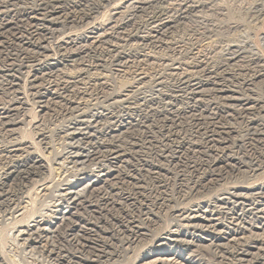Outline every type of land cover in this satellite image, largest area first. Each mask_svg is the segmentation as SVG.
<instances>
[{"label":"bare ground","instance_id":"1","mask_svg":"<svg viewBox=\"0 0 264 264\" xmlns=\"http://www.w3.org/2000/svg\"><path fill=\"white\" fill-rule=\"evenodd\" d=\"M65 1L35 0L33 5L25 6V3L21 7L17 5L19 0H0V52L12 50L15 44L12 41H15L17 47L13 51L19 54L15 55L16 62L5 64L0 71V92L10 97L2 104L5 98L1 96L3 99L0 101V134L6 140L0 145V264H139L155 254H161V257L144 264H179V260L191 264H255L258 256H264V186L246 191L249 197L255 198L253 203H248V195L241 189L232 187L227 193L218 196L215 193L214 198L204 196L196 202L185 203L183 208H167V196L156 190L157 198L153 201L144 195V191L149 186L166 189L169 182L166 183V176L172 172L169 165L179 171L188 169L196 176H191L194 178L191 186L180 196L185 201L193 195H201L200 191L207 190L214 177L234 167L231 155L228 156V148H231L227 145L236 129L233 125L217 122V119L219 114H226L228 119L232 116L243 118L246 127L256 124L252 116L261 113L258 96L261 91L264 93V58L256 53L259 48L244 37L242 41H227L221 45L218 51L222 56L221 63L211 65L208 59L194 61L197 72L181 73L177 67L169 69L173 71L171 77L178 94L174 93L175 96L169 98L167 117L164 116L157 125L159 127L156 126L166 135L154 140L144 136L146 124L140 119V111L132 112L131 107L124 106L129 102V96L131 98L128 95L130 91L117 99L121 104L117 105L121 108L119 115L108 112L111 104L106 110L89 112L75 98L83 93V88L91 85L88 82L90 78L87 79L89 72L106 66L123 71L131 59L136 58L135 50L146 51L140 52L141 59L149 56L150 49L162 46L185 20L198 17L204 4L193 0H180L175 5L167 3L169 0H123L122 3L121 0H99V3L92 0ZM104 8H108L105 13L107 23L91 24ZM25 32L28 38L23 37ZM115 32L124 37L127 49L124 43L121 47L112 44L108 48L101 47L104 37ZM53 40L55 43L51 44ZM258 40L263 46L264 32ZM71 45L77 48L68 49ZM246 54L250 56L248 62L252 67L248 70L252 73L247 78H240L233 68H238L237 72L241 69L240 64ZM70 63L80 65L81 69L69 76L64 73L62 77L56 75ZM161 76L154 77V84L159 88L163 85ZM92 77L90 81L99 83V89L103 91V79ZM135 77L136 82H132L136 87L142 80L146 81L141 72ZM78 85L86 86L80 88ZM95 85L92 87L96 89ZM23 92L25 96L29 94L31 101L24 103L18 97L19 94L24 95ZM158 95L159 100L165 96L162 92ZM147 97L137 101L154 103L156 100L154 96ZM205 97L211 101L205 103ZM53 99H60L62 103L64 99L66 107L61 116L67 126L59 130L63 150L54 154L56 157L52 163L58 173L54 180H49L46 175L52 173V166L46 163L44 154L39 155L40 152L33 149L36 144L45 145L49 136L38 130L39 125L36 124L33 126L36 130L34 135L29 133L32 135L30 143L22 137L18 139L19 134L25 131L21 133V129L15 127L26 123L30 111L34 110L31 113L34 114L37 108L42 111L50 104L54 106L57 101ZM183 99L187 101L181 109L183 111L174 110V102ZM203 104L214 112L213 117L206 118L208 121L200 118L201 114H196ZM183 113L188 114V126L194 130L191 131V135L195 134L192 139L180 138L179 131L171 130L179 127ZM133 115L138 118L137 122H127V119L134 121ZM134 128L143 130L138 133L132 130ZM197 134L200 141H195ZM144 145H155L150 161L138 157ZM201 149L213 155L210 161L197 158L203 152ZM130 161L140 162L138 168L136 164H133L135 168L128 166ZM161 161L167 166H163ZM182 176L179 175L183 179ZM183 184L178 186L180 191ZM36 203L43 204L44 208H33ZM152 208L169 214L175 223L155 220L160 213L153 212ZM102 215H107V220ZM219 216H224L229 226L219 222ZM247 216H250L248 221ZM221 227L230 229L222 231L218 229ZM204 253L213 254L214 261L203 258ZM165 255L167 257L163 258Z\"/></svg>","mask_w":264,"mask_h":264},{"label":"rangeland","instance_id":"2","mask_svg":"<svg viewBox=\"0 0 264 264\" xmlns=\"http://www.w3.org/2000/svg\"><path fill=\"white\" fill-rule=\"evenodd\" d=\"M34 1L33 0H24V1L23 0H19V2L21 4L22 3L23 4L21 5L20 3H18L17 5L23 7L25 5V3H26L25 6H31V5H33ZM36 1L38 2V0H36ZM96 1L98 2L99 0H95V1L92 0L93 3L94 2L97 3ZM122 1L123 0H121V3H122ZM175 1L176 0H169L167 3L175 5L180 0H177L176 2ZM193 1L201 2L202 4H204L203 8H201L200 13H199V15L201 14L200 15L201 17L198 15V17H196V18L192 17L191 18L192 20L190 18L185 20L183 22L184 24L183 23L180 24V26L177 27V30L175 28L173 33L170 34L171 36L169 35L168 38H166L167 40L165 41V43L162 46L150 49L152 51V52L149 51L151 54L148 53L149 56L142 57L144 60L141 59L140 52H144L145 50L144 51H138V50L133 51L136 54L135 57L137 59L136 58L131 59L132 62L130 61L128 67L125 68L126 70L122 69L123 71H120V69L118 70V69H116L114 67L106 66L102 70H99V71L98 70H96V71L93 70V71L89 72V74H87V77L89 76L87 79L90 78V79L93 80L92 76L97 77V78H102L103 80L101 82L105 84V89L103 91H101L99 89V83H96L95 81H92V80L90 81V79H89L88 82L89 83L91 82V85H87V86L86 85H78V86H80V88H83L82 86H86V88H83V90L85 91L87 89L86 90L87 92L83 91L82 94L76 96L77 98H75V100L76 101H81L82 104L85 106V110L88 109L89 112H91V111L94 112V111H99V110L100 111L101 110H106L108 104H111L112 107L109 108L110 110H108V112H114L115 115H119L121 113V108H118L117 105H121V104L118 103V100H119L118 98H120L121 95H125L126 93H128L130 91L128 95H131L132 100H131V98L129 96V100H128L129 102H126V103H124L125 105L124 104H122V105L131 107L132 108L131 109L132 112L140 111V112H138L140 114V116H141L140 119H142V121H144V125L146 124L145 126H146V129H147V130L144 129L145 131H147V133L144 136L145 137L150 136L154 140H156V139L158 140V139L161 138L162 135L163 136L166 135V132L159 131V129L157 128L159 126H157V125L163 119L164 116L167 117L166 111L170 108L169 104H170L171 97H174L175 95L178 94V93H176L177 86L175 85V82L172 79L173 76L171 75L173 73V71H171L169 69H174V68L176 69V67H177L178 72H181V73L186 72V71H188V72L189 71L190 72H194V71L197 72V69L193 66L195 64L194 61L207 60L208 59V62L210 61L211 65H212V63L213 64L221 63L222 62V56L219 54L220 52H218L219 49L224 44H226V43H228L230 41H232V42H236V41H239V40L242 41V40L245 39L244 37H246L257 49L259 48V52H256V53L261 55L264 58V50H263L264 49V45L261 46L262 42L258 40V39H260L262 32H264L263 31L264 30V0H193ZM107 11H108V8H104V10L100 9L101 13L98 14L97 19L95 21H93L91 24L99 26V24L107 23L106 22ZM142 22L143 21L141 20L140 23H142ZM90 25H88V26H90ZM245 25H247V26H245ZM229 27H231V28H229ZM27 32L23 33V37H25V36L27 37L28 36L30 31L28 32V34H26ZM124 32H126V31L124 30ZM208 33L210 34V36H209ZM24 34H26V35H24ZM80 34H81V32H80ZM39 37H41V36H39ZM116 37H117L118 41L116 40ZM170 37H171L172 40H170ZM10 38H12V37L10 36ZM118 38H120V39H118ZM198 38H199V40H198ZM242 38H244V39H242ZM121 39H123V40H121ZM195 39L198 40V41H196ZM202 39H205V40H202ZM115 42H117L118 45H115ZM259 42H261V43H259ZM12 43L15 45V47H14V45H12V50L9 49L8 51L6 50L5 52H2V51L0 52V71H1V69H3L5 64L7 65L9 63H13V62H16L18 60V59L16 60V56L15 55L16 54L19 55V54L17 52L13 51L17 47L16 46V42L12 41ZM53 43H55L54 40L52 41L51 44H53ZM120 43H122V44H120ZM123 43H124V45H123ZM207 43H208V45L205 46V44H207ZM102 44L103 45L105 44L104 46L101 45L102 48H104V47L108 48V47H110L112 45L113 46H119L120 45V47H121V45H123L124 48H126V49L128 48V46H127L128 43H125L124 37L122 35H120L119 33H117V32H115V34H113L112 36L110 35L109 37L108 36L104 37V39L102 40ZM108 44H109V46H108ZM259 45L261 47H259ZM72 46L73 45H71V47L69 46L68 49L69 48L70 49L77 48V47H74V46L72 47ZM191 46H193V47H191ZM181 47H183V48H181ZM163 48H166V49H163ZM157 49L159 51H157ZM187 50H189L190 52L187 51ZM145 53H146V51H145ZM50 54H52V53H50ZM244 57L246 59L244 58L242 60L243 64L242 63L240 64L241 69H239V71H238L239 73L237 72L238 68H237V70H236V68H233V70L235 69L233 72L235 74H238V77H240V78H247L252 73L250 71L252 65L248 62V61H250L249 60L250 56L248 54H246ZM8 59H11V60L8 61ZM137 62H138V64L136 65ZM166 62H167V66H166ZM183 62H184V64H183ZM192 62H193V64H192ZM132 63H134V64L132 65ZM79 67H81V66L77 65V64H71L70 63L67 66H65V68L61 69L62 73L59 71L60 73H57L56 75H60L59 77H62L63 73H64V75L69 76L70 74H73L75 71L80 70L81 68H79ZM246 69H247V71H246ZM248 69H250V70H248ZM165 70H166V72H165ZM135 72L136 73H138V72L140 73L141 72V73L144 74V76H146L144 78V81L145 80L146 81L143 82V80H142L141 83L139 85H137V87L140 86V88H137L136 84L133 83V82H136V79H135L136 78L135 77L136 73ZM231 72H232V70H231ZM90 73L91 74L93 73L95 75H91ZM100 73H101L102 77H101ZM246 73H247V75H246ZM231 74H233V73H231ZM90 75H91V77H90ZM158 76L159 77L161 76L162 79H163V80L161 79L163 81V85L160 86L161 88H159L158 86H156L154 84V77L156 78ZM150 78H151L152 81L150 80ZM1 79H2V75H0V81H1ZM84 81H85V83L87 82L86 78L84 79ZM94 83L97 84V85H95ZM93 85H95L96 89L99 90V91H97L98 94L96 92L95 87H92ZM173 85H175V86H173ZM91 88H94L95 91H93L94 89L92 90ZM257 88H258V86H257ZM158 89L160 90L159 92H158ZM136 91L137 92L139 91V92L137 93ZM153 91L157 92V93H154ZM160 92H162V94H164L165 96H161L160 98H162V99L159 100L158 99V97H159L158 94ZM174 93H175V95H174ZM0 94H2V93L0 92ZM22 94H24V95L19 94L18 97L20 96V98L22 99V101L24 103H25L26 100L31 101V98H30L29 94H28V96H27V94L25 96L24 92ZM4 95L3 94L0 95V97L3 96V98H5V99H3L1 97L0 101L3 99L2 100V104H3V102L6 103L5 101L8 102L9 99H10L9 96H6V95L4 96ZM166 95H168V96H166ZM144 96H145V98L147 96H149V97L150 96H152V97L154 96V97H156V100L154 101V103L152 102L153 104L151 102H149V101H148V103H147V101L144 102V103H142V101H137V100H139L140 98H142ZM27 97H29V98L27 99ZM149 97H147V99ZM165 97H167V98L163 99ZM207 97L204 98V101L206 100L205 103L207 102V100L211 101V99H208ZM79 99H81V100H79ZM258 99L260 101L259 106L261 107V110H260L261 113L259 115L252 116L254 121H257L255 125H251L250 127H246L245 121H244L243 118L239 119V118H235V117L232 116L231 118L228 119V118L225 117L226 114L224 116H223V114H221V115L219 114L218 119L221 122L217 119V122L233 125V127H235V129H236V133L234 135H232L231 138H230L231 142L229 141V143H228L229 145H227V147L231 148L230 150L228 148V156L231 155L232 157L230 156V158L233 159V166L234 167L232 169H227V171H225L223 174H220L222 176L219 175L217 177H214L213 180L211 181L212 183L210 182V185H207V190L200 191L201 195H199V194L198 195H193L192 196L193 199L189 198V199H191V201L189 199L188 200L185 199V201H183L184 199L181 198L180 196H182V195H184V193H186V191H187L186 188L190 187L191 184H192V180H194V178H192V177L196 176V175L192 174L191 171L188 170V169L179 171L180 169L175 170V169L172 168V166L169 165V171L171 169L172 172H169L170 176L169 175L166 176V178H167L166 179L167 180L166 183L169 181L166 189H161V188L156 189V188H153V187L149 186V187H147V190H148V188H149V190L148 191L145 190L144 191L145 192L144 195L145 196L148 195L149 199L154 201V199L157 198V194H154V191L157 190L156 191L157 193L160 192L159 194L167 196V199H169V201L167 203L168 204L167 208H183L185 203H190V202H193V201L196 202L199 199L203 198L204 196H205L204 198H209V199L210 198H214V197H216V196H218V195H220L222 193H227L228 189H231L232 187L241 189L242 190L241 192H243L244 194L246 193V195H248V192H249L248 190L249 189H251L253 187H258V186H261V185L264 186V93L262 91H261L260 95L258 96ZM53 100L59 102V103L56 102V104L54 105L55 107L53 105L51 106V104H50V105H48L50 108L47 107L45 110L41 111L39 108L35 109L34 114H31L34 110L32 112L30 111V116H29V118L26 119V123L23 126L17 125V127H15V128H20L21 129V133L23 131H25V132H23V134H21V135L19 134V136H18L19 138L18 139H21V137H22L23 139H26L27 142L28 141L30 142L32 140V135H34L33 133H35V131H36L34 129V127H35L34 125H36V124L39 125V129L38 130L44 131L46 136L47 137L49 136L48 137L49 139L47 138V140L45 141V143H46L45 145L44 144L37 145L36 142L33 141L36 144L35 146H33V149L36 148L35 149L36 151L35 150H33V151H35V152L39 151L40 152V153L38 152L39 155L42 154V156L44 154V157L47 160V162H46V160H45V162L47 164L49 163V165L52 166V169H53L52 173L50 174V172H49L50 175L49 174L46 175V178L48 177L49 180H50V178L54 180L56 178L55 175L58 173L55 170V167H54L55 165L52 162L54 161L53 159H55L54 157H56L55 155L63 150V145L61 146V143L63 141L60 138V134H58L59 130L61 129L62 126L63 127L67 126L66 121H64V118L62 119V116H61L63 114L64 108L66 107L64 99H63L64 105H62L63 103H62V100H60V99H53ZM60 103H61L62 108L60 106ZM115 103H117V104H115ZM174 103L175 104L172 103L173 104L172 106L175 108L174 110H179L180 112H182L183 110H181V109H183L185 107L184 104H186L187 101L185 99H183V100H179V101L174 102ZM28 104H31V103L28 102ZM31 106H32V104H31ZM31 106L29 108H31ZM91 106H95V107H91ZM177 107H178V109H177ZM96 109H98V110H96ZM197 110L199 112L201 111L200 113L198 111L196 112L197 115L201 114L200 118H203V119L205 118L206 119V118L213 117L211 115L214 112L211 109H208L205 104H203ZM57 111H59L60 113L57 112ZM165 113H166V115H165ZM185 114L186 113H183L180 116V118H181L180 121L182 123V124L180 123L181 127H180V124H179L178 128L172 127L171 130L173 129L172 131H176V130L179 131L180 132L179 133V137L180 138L182 136H184V137H187V139H192L195 136V134L192 133V135H191V131H194V130H192L191 127L188 126V125H190L189 119L187 118L188 114H186V115ZM111 116H114L113 113H111ZM132 117H133L132 120H134V121H131L130 119H127L126 121L127 122H132V123L137 122L136 120L138 118L135 115H133ZM32 118H33V120H32ZM107 118H109V116ZM168 118L172 119V116L171 117L169 116ZM30 120H31V122H29ZM206 120L208 121V119H206ZM27 121H28L29 124H27ZM103 122L105 123L106 121H103ZM185 123H187V124H185ZM258 124H260V125L256 126ZM188 129H190V130H188ZM257 129H259V131ZM132 130H134V132L135 131L138 132V131H142L143 129L140 130L139 128H134ZM157 130H158V132H157ZM153 132H154V134H153ZM259 132L262 135H259L260 134ZM29 133L32 134V135H30ZM155 136H156V138H155ZM198 136H200V135L197 134L195 141H200L201 140L200 137H198ZM158 137H160V138H158ZM95 138H98V137H95ZM0 139H4V138L1 137V134H0ZM95 140H98V139H95ZM5 141H6L5 139H4V141L0 140V145L5 144L6 143ZM60 146L62 148H60ZM154 146L151 147V146L144 145L143 148L141 149L142 152L139 149L140 151L138 152V157L141 158L140 160H143V159L146 160V161L152 160L151 159V157H152L151 154L153 153L152 151H153ZM150 147H151V149H150L151 151H149ZM202 150L203 149H201V151ZM145 151H146V153L147 152L148 153L151 152V153H149V154L147 153L148 156H146L147 154H143V153H145ZM42 152H44V153H42ZM140 154H141V156H140ZM207 154H208V156H207ZM201 157H202V160L206 159L207 161H210L211 158L213 157V155L210 154V152H208L206 150H203V152L197 158H201ZM207 157H209V158L207 159ZM192 161H193V159H192ZM133 164L134 165L136 164L135 166L138 168L137 165H139L140 162L139 163L138 162L135 163V161H132V162L130 161L128 166L132 165L135 168V166ZM161 164L163 166H165V167L167 166L166 162L164 163V161L163 162L161 161ZM173 171H175L176 173H174ZM199 173H201V171H199ZM176 174H178V175H176ZM179 175H183L182 176L183 179L181 177H179ZM199 176H200V174L197 175V177H199ZM171 177H172V179H171ZM188 179H189V181H188ZM241 180H242V182H241ZM174 181L176 182V184H175ZM171 183H173V184H171ZM187 183H188V186L186 185ZM155 184L156 183H153V185H155ZM181 184H183V185H182L181 191H180L178 186H180ZM209 186H211V188ZM182 189H185V190H182ZM161 190H162V192H161ZM223 191H225V192H223ZM246 191H248V192H246ZM205 193H208L207 196H209V197H207ZM215 193H216V196H215ZM210 195L211 196L213 195V196L211 197ZM31 196H33V198H34L33 194ZM248 197H249V195H248ZM248 197H247L248 203H253L252 200L255 199V198L251 197V195H250L249 198ZM31 199H32V197H31ZM24 200H27V199H24ZM153 206H155V205H153ZM32 207L33 208H44L43 204H41V203H39V204L36 203ZM149 207H152V206H149ZM237 208H240V207H237ZM152 210H153V212L157 211V209H155L156 210L155 211L154 208H152ZM157 213H160L159 214V218L155 219V220L159 221L160 223L161 222L165 223V224L175 223L173 218H170L171 216L169 214H167V213L165 214L164 211L163 212L157 211ZM105 216L108 218L107 215H105ZM106 217L103 216V219L107 220ZM223 217L224 216H219L217 220L220 219L219 222L222 221L221 223H223V225L229 226L228 220L226 218H223ZM245 218H246V221H248L249 220L248 218H250V216H247ZM223 220H225V221H223ZM98 221H100V220H98ZM218 229L219 230L223 229L222 231H228L230 228L229 227H224V228L221 227V228H218ZM204 254L205 255H203V258H205L208 261H214L215 258H214V256H212L213 254L212 255H211V253H204ZM160 255L159 254L158 255L157 254L152 255L149 259L143 260L139 264L148 263L151 260H153L154 258H156V259L160 258L161 257ZM162 257L165 258V257H167V255L162 256ZM256 258H257V256H256ZM261 262L264 263V256H258L255 264H260ZM178 263L179 264H191V263H188V262H186L184 260H179ZM226 264H228V262Z\"/></svg>","mask_w":264,"mask_h":264}]
</instances>
